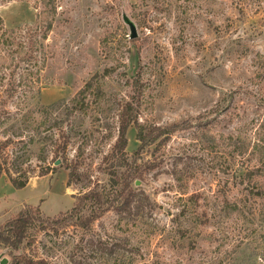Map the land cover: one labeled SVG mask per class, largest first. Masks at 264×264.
<instances>
[{"label": "rangeland", "instance_id": "1", "mask_svg": "<svg viewBox=\"0 0 264 264\" xmlns=\"http://www.w3.org/2000/svg\"><path fill=\"white\" fill-rule=\"evenodd\" d=\"M56 6L39 97L51 108L50 121L64 119L63 107L95 73L115 64L118 69L104 81L106 102L96 116L93 111L67 116L66 163L75 170L69 185L61 159L58 166L53 163L52 147L44 151L46 163L32 157L24 163L29 152L42 154L38 143L46 133L49 144L51 133L54 142L61 134L53 129L30 143L32 133L15 116V100L7 102L14 130L23 136L8 153L28 180L15 190L0 176V230L19 212L38 210L55 219L72 210L81 195L108 189L117 164L104 158L117 137L121 99L131 95L135 76L139 122L169 134L130 165L136 173L129 217L108 211L89 229L69 225L49 231L51 251L44 248V233L31 231L18 264L102 263L95 247L87 249L89 241L121 242L113 256L121 264H263L264 200L244 199L219 170L233 143L248 148L237 162L253 158L256 164L264 157V0H56ZM40 11L37 0H0L7 28L32 25ZM123 13L136 26L131 44ZM124 36L126 47L118 44ZM106 37H112L108 48L116 63L100 47ZM127 140L131 162L139 146L134 127ZM259 182L264 191V175ZM178 215L179 226L173 221ZM179 243L185 247L179 249ZM4 251L0 248V255ZM5 256L11 262L8 252Z\"/></svg>", "mask_w": 264, "mask_h": 264}, {"label": "trees", "instance_id": "2", "mask_svg": "<svg viewBox=\"0 0 264 264\" xmlns=\"http://www.w3.org/2000/svg\"><path fill=\"white\" fill-rule=\"evenodd\" d=\"M144 1L140 0L141 3ZM37 2L41 11L36 14L37 21L32 25L7 28L0 17V176L5 175L15 190L23 189L28 178L26 172L22 171L19 166L16 167L14 160L10 158L8 153V149L16 143L15 141L17 139L22 141L23 136L14 130L12 123L14 117L7 111V102L15 100L13 102L15 116L19 114V121H22L27 131L32 133V136H29L30 143L34 137H40L43 132H51L53 129L61 134L59 139L62 141L58 139L54 142L51 133L49 144V133H46L38 143L42 154L36 156L33 152L32 154L29 152L24 158V163L28 162L31 157L32 159L36 158L41 163H46L48 156H44V151L52 147L53 163L61 159L62 165H65L64 168L68 171L69 185L75 170L71 164L66 163L65 150L68 142L63 129L68 122L67 116L73 114L91 115L89 114L90 111L95 113V115H91L92 117L96 116L106 102L104 81L117 73L118 69L115 64L105 66L102 73H95L63 107L64 119L55 118L51 120V124L49 119L52 115L51 108L40 104L39 97L42 72L48 60L46 41L54 26L57 6L56 0H37ZM111 39L112 37L104 38L100 47L106 53L108 61L116 63L113 50L108 48ZM127 41L129 40L124 36L118 40V44L126 47ZM129 43L131 44L133 41H129ZM139 85V78L135 76L131 83V95L122 98L119 105L117 137L110 152L104 158V160L112 158L117 164L109 173L108 189L103 191L92 190L81 195L72 210L55 219L42 216L38 210L19 212L13 221L0 230V248L8 250L11 258L9 264L19 263L18 253L21 252L25 242L30 238L31 231L44 233V248L51 251L55 243L52 241V236L50 237L48 234L49 231L56 234L61 228L69 225L89 229L96 219L108 211L125 214L124 217H129L132 214L131 211L134 209L132 206V180L136 169L131 170L130 165L136 164L139 155L154 145L159 138L169 134L166 130L155 127L147 128L139 122ZM131 127L135 129V140L139 146L132 156L131 162H129L126 148L128 146L127 132ZM227 139L233 141L235 138L228 136ZM231 147L232 149L224 158L219 171L228 177V182L239 187L240 194L245 195L244 199L255 200L259 198L264 200V191L259 182V178L264 175V157H259L256 164H251L253 158L240 159L237 162L236 158L239 156L243 158L248 148L234 143ZM211 152L215 154L214 149ZM212 161L214 162V159ZM11 170L15 171L16 177H13ZM233 209H236V206H233ZM176 220V224L179 226V215L173 218L174 222ZM118 223L121 225V222ZM34 238L32 235V242L30 243H33ZM50 243L51 245H49ZM120 244L122 243L106 245L101 242L98 244L89 241L86 243V247L87 249L95 247L94 249L99 251L103 264H121L119 257L113 258L116 251L122 249ZM194 244L195 242L191 241V249H193ZM184 247V244L179 243V249ZM78 248L79 246H76V249ZM106 256L110 260L105 261ZM95 261L99 264L97 259ZM102 263L100 262V264ZM24 264H48V262L44 259L36 262L24 260Z\"/></svg>", "mask_w": 264, "mask_h": 264}, {"label": "water", "instance_id": "3", "mask_svg": "<svg viewBox=\"0 0 264 264\" xmlns=\"http://www.w3.org/2000/svg\"><path fill=\"white\" fill-rule=\"evenodd\" d=\"M122 21L127 26L129 30L128 39L130 41H134L137 39V30L135 24L127 17L125 13L122 14ZM60 164V161L57 160L55 162V166H58ZM138 183L136 182V186ZM8 252V250H5L3 254L0 255V264H9V260L6 258L5 254Z\"/></svg>", "mask_w": 264, "mask_h": 264}, {"label": "built area", "instance_id": "4", "mask_svg": "<svg viewBox=\"0 0 264 264\" xmlns=\"http://www.w3.org/2000/svg\"><path fill=\"white\" fill-rule=\"evenodd\" d=\"M262 262H263V264H264V258H263Z\"/></svg>", "mask_w": 264, "mask_h": 264}]
</instances>
